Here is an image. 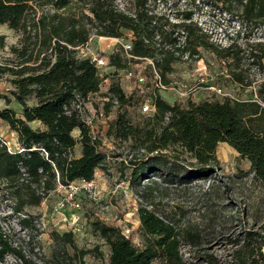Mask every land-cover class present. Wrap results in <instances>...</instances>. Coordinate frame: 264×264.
<instances>
[{
  "label": "trees",
  "instance_id": "trees-1",
  "mask_svg": "<svg viewBox=\"0 0 264 264\" xmlns=\"http://www.w3.org/2000/svg\"><path fill=\"white\" fill-rule=\"evenodd\" d=\"M207 5L220 6L230 17L239 20L238 33L264 28V0H203ZM196 3V0L193 1ZM198 6V4H197ZM194 6L178 14L174 23L165 13L156 10V0H0V24L21 32L17 45L10 48L11 56L0 61V78L9 75L14 86L12 94L22 105L23 117L14 109L0 111V119L18 134L22 152L10 153L0 141V182L15 198L16 211L39 206L59 184L75 180L94 179L98 168L105 165L107 155L100 139H94L90 126L82 117V109L100 91L103 78L90 59L79 57V47L86 45L92 35L123 38L127 32L134 36L133 51L139 57H157V67L163 81L173 73L179 61L176 51L198 55L200 48L220 58L236 62L230 71L233 83L251 87L252 81L240 67L244 51L236 41L226 47L216 46L210 34L194 20ZM186 32L184 48L176 47L178 30ZM245 29V30H244ZM160 40L156 41V35ZM0 36V47L5 46ZM148 40V42H146ZM249 59L264 70V40L246 44ZM110 65L126 69L120 52L110 55ZM136 91L127 95L119 82L109 88L107 104L116 100V116L109 121L107 134L127 142L133 150L128 158L131 167L130 184L139 182L147 172L165 179L191 180L215 173L220 160L217 149L227 143L251 162V171L264 184V81L258 84V99L246 101L188 100L185 104L166 101L156 94L154 112L142 121L133 122L128 108L133 106ZM40 96L28 105L31 96ZM39 121L44 128H33ZM81 129L79 139L72 134ZM72 131V134H71ZM80 144V156L74 149ZM43 150L48 156L43 154ZM145 246L136 247L120 228L100 221L93 228L110 248L108 264H195L184 258L181 242L185 237L195 240V231L181 232L146 207L138 209ZM23 227L32 225L31 218H22ZM58 238L73 243V234ZM230 258L223 260L202 252V264H264V225L245 232L239 238ZM85 255L88 251H80ZM24 256L13 245L0 223V264L7 255Z\"/></svg>",
  "mask_w": 264,
  "mask_h": 264
},
{
  "label": "rangeland",
  "instance_id": "rangeland-1",
  "mask_svg": "<svg viewBox=\"0 0 264 264\" xmlns=\"http://www.w3.org/2000/svg\"><path fill=\"white\" fill-rule=\"evenodd\" d=\"M123 1L119 0L121 7ZM193 1L156 0V10L167 14L172 22L177 23L180 22L178 14L194 6V20L210 34V41L221 48L228 46L231 41H236L244 50L240 54V67L254 86L263 82L264 70L249 59L246 44L264 40V28L251 33H238L239 20L230 17L220 6L207 5L203 0H196L195 4ZM21 35V32L10 29L6 24H0V36L5 37V46L0 47V61L11 56L10 48L19 43ZM91 37L86 54L100 52L110 57L120 51V41L129 40L131 32H127L118 40H103L102 38L107 37L96 35ZM78 55L84 57L83 54ZM235 63L220 58L210 50L200 48L198 55L193 56L191 60L174 63L173 73L167 75L174 89L164 94L165 100L171 104H185L188 100L199 102L223 100L225 97L251 98V87L233 83L229 79L230 71L237 66ZM132 66L138 67H135L136 64ZM105 70L111 73L109 83L105 82L101 92L93 95L84 106L85 116L93 119L98 127V136L107 155L105 165L100 168L103 178L99 185L101 198H82V209L75 212L80 216L79 227L72 232V225L65 222L64 218L74 212L56 210L58 201L64 196L63 191L51 192L39 206H28L22 211H16L15 198L7 193L5 185L0 182V223L9 240L24 256L19 259L9 254L4 264H108L110 248L94 230L93 223L100 221L107 226L119 227L122 221V224L131 228L129 238L132 243L138 248H143L146 241L138 214L140 207L153 210L166 221L175 224L181 232L198 233V239L184 237L181 242V253L189 261L202 264V261H199L202 252L212 253L223 260L229 259L236 247V241L242 238L245 232L264 225V184L255 178L251 171V162L227 143H221L217 149L220 163L212 175L181 181L179 177L167 180L160 174L147 172L139 182L130 184L131 190L128 194L122 189L116 190L118 183L129 182L131 167L128 158L133 150L129 143L117 141L107 134L108 117L117 108L109 105L107 109V104L112 101H108L105 96L112 81L119 82L128 95L134 93L137 88L134 79L125 78L124 70ZM202 78L208 80L210 85L220 86L225 95L216 96L212 91L205 89L200 82ZM10 79L9 75L0 78V111L12 108L17 117H23L22 105L12 94L14 86ZM188 88L196 90L188 94ZM151 93L142 96L136 94L133 106L128 108L133 122L142 121L146 116L140 112V106ZM39 97L31 96L27 100L28 105L36 103ZM31 126L41 127L37 122H32ZM73 135L78 136V132L74 131ZM0 138L10 142L13 148L20 145L9 124L2 119ZM80 154L81 146L78 144L74 149V156L78 157ZM22 218H31L32 225L23 227L20 223ZM69 232L73 234V243L56 236ZM82 250L88 253L81 255Z\"/></svg>",
  "mask_w": 264,
  "mask_h": 264
},
{
  "label": "built area",
  "instance_id": "built-area-1",
  "mask_svg": "<svg viewBox=\"0 0 264 264\" xmlns=\"http://www.w3.org/2000/svg\"><path fill=\"white\" fill-rule=\"evenodd\" d=\"M186 32L184 30L178 29L175 32V36L177 37L178 41L176 44V47L184 48L185 41H186ZM133 39L134 36L131 33V37L129 40H122L120 41L121 49L120 53L122 57L124 58L127 68L126 69H118L114 66L110 65V57H107L106 55L100 53V52H92L89 54H86V50H88L89 42L92 40V37H90L88 43L82 47H79V54H83L86 59H90L91 62H93L97 69L98 73L101 78H103L102 85L106 82L109 83V76L111 75L110 72H107L106 68H114L115 71L119 72L120 70L125 71V78L127 79H134L136 83V94H140V96L145 95L146 93H151L147 98L144 99V101L141 103L140 106V112L144 115H150L154 112L155 108L153 105V99L156 94H159L164 98V94L167 93V91L173 90V84L171 82L165 83L163 81V77L161 74V71L157 67V61H159V56L157 57H139L135 56L133 51ZM118 40V39H117ZM156 41L160 40V35L157 34L155 37ZM148 42V40H146ZM86 55V56H85ZM176 55L179 56V61H187L191 60L193 56L190 54L189 51H186L181 54L180 51H176ZM195 56V55H194ZM140 62V63H139ZM139 63V64H138ZM133 64H136L133 68ZM103 68H105L103 70ZM113 82V81H112ZM111 82V84H112ZM202 85L205 86V89H208L214 93L216 96H224L223 89L218 85H210L208 83V80H205L204 78L200 81ZM110 84V85H111ZM186 85H184L185 87ZM258 84L256 86L252 85L251 89L256 92ZM110 88V87H109ZM196 90V88H188L187 93L191 94ZM101 92V88L100 91ZM97 92L95 95L99 94ZM109 94V90L107 92ZM127 94V93H126ZM135 94V96H136ZM128 95V94H127ZM106 99L109 101V96H105ZM251 98L253 100H257V95H252ZM249 98V99H251ZM165 99V98H164ZM249 99H233V100H239V101H246ZM118 102L116 100L113 101V106L117 108ZM85 109V108H84ZM84 109H82V117L86 124L90 126L91 133L94 139H100L98 136V127L95 125L93 119H90L89 117L85 116ZM116 116V111L113 112L112 115L108 117V120H112ZM0 141L7 147L8 151L10 153H17L22 152L24 149L18 145L16 148H13L10 142L7 140H4L0 138ZM43 154L45 156H48L47 152L43 150ZM122 189L125 193H129L131 190L130 182H120L116 185V190ZM56 190H60L64 192V196L61 200L58 201L56 210L59 212L67 211V212H74L73 214H67L64 218L65 222H68L72 225V232L76 231V228L79 227V221L80 216L76 215L75 212H78L82 209V198L87 196L91 198L92 200H99L101 198V191L100 186L97 178L94 177V179L87 181V180H75L68 185H61L59 184L58 188ZM122 231V233L129 238V235L131 233V228L127 227V225L122 224V221L120 222L119 227ZM156 262H159V260H153V264Z\"/></svg>",
  "mask_w": 264,
  "mask_h": 264
},
{
  "label": "crops",
  "instance_id": "crops-1",
  "mask_svg": "<svg viewBox=\"0 0 264 264\" xmlns=\"http://www.w3.org/2000/svg\"><path fill=\"white\" fill-rule=\"evenodd\" d=\"M107 38H110V39H119V38H111V37H107ZM34 122L39 123V125L41 126V128H44L43 125H42L39 121H34ZM74 130L78 132V136H74V135L72 134V131H74ZM72 131H71L72 136H73L75 139H79V138H80V135H81V129L78 128V127H76V128H74ZM12 132H13V134H15L16 137L18 138V134H17L16 132H14V131H12ZM79 145H80V144H79ZM101 175H102V174H101L100 168H98L97 171H96V173H95V178H97V180H98V182H99V185L102 183V179H103Z\"/></svg>",
  "mask_w": 264,
  "mask_h": 264
},
{
  "label": "bare ground",
  "instance_id": "bare-ground-1",
  "mask_svg": "<svg viewBox=\"0 0 264 264\" xmlns=\"http://www.w3.org/2000/svg\"><path fill=\"white\" fill-rule=\"evenodd\" d=\"M103 40L110 39V38H102Z\"/></svg>",
  "mask_w": 264,
  "mask_h": 264
}]
</instances>
